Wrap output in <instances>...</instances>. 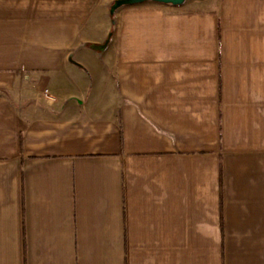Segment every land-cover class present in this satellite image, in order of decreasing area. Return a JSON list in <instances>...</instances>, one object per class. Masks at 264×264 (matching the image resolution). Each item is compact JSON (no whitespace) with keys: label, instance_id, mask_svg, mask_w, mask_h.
I'll use <instances>...</instances> for the list:
<instances>
[{"label":"crops","instance_id":"1","mask_svg":"<svg viewBox=\"0 0 264 264\" xmlns=\"http://www.w3.org/2000/svg\"><path fill=\"white\" fill-rule=\"evenodd\" d=\"M115 1L0 0V264H264V0Z\"/></svg>","mask_w":264,"mask_h":264},{"label":"water","instance_id":"2","mask_svg":"<svg viewBox=\"0 0 264 264\" xmlns=\"http://www.w3.org/2000/svg\"><path fill=\"white\" fill-rule=\"evenodd\" d=\"M186 1L187 0H117L110 7L109 14L110 16H113L115 11L123 6H134V5L152 2L156 4L177 7V6L183 5ZM109 39H110V36L103 45H99V46L92 45L90 46V48L94 51L101 52L107 47L109 43Z\"/></svg>","mask_w":264,"mask_h":264}]
</instances>
